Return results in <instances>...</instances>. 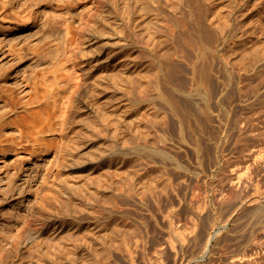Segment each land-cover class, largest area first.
I'll list each match as a JSON object with an SVG mask.
<instances>
[{
	"label": "rangeland",
	"instance_id": "1",
	"mask_svg": "<svg viewBox=\"0 0 264 264\" xmlns=\"http://www.w3.org/2000/svg\"><path fill=\"white\" fill-rule=\"evenodd\" d=\"M68 1L0 0L3 252L30 226L66 243H20L25 264H264V0H214L216 54L147 27L160 39L108 32L89 56L65 51L62 22L98 0ZM58 215L59 235L41 223Z\"/></svg>",
	"mask_w": 264,
	"mask_h": 264
},
{
	"label": "bare ground",
	"instance_id": "2",
	"mask_svg": "<svg viewBox=\"0 0 264 264\" xmlns=\"http://www.w3.org/2000/svg\"><path fill=\"white\" fill-rule=\"evenodd\" d=\"M63 1V0H62ZM75 0H69L66 5H65V8L66 6H69V7H76L79 0H76L75 3H73ZM65 3V2H63ZM214 4V0H98L97 4L95 5V7L93 8H90V11H87V10H82L83 12V16L81 17L82 18V21L80 22V24H76L75 22V19H76V14L78 16V14L82 13H76L74 12V15H71V19L67 18L65 16V20H63L62 22V25L65 26L64 30L66 31V33H64L66 35V38H63L62 39H65L63 41H65L66 43L64 44L66 47L67 50H65L66 52H69L71 51V53H74L76 55H87L89 56V53L92 51V49L88 48V46L86 47L85 49V46H83L84 43L86 42H90L92 40H94V42L96 41H100L106 33L109 32V41L112 42L113 44L116 42L114 41L116 38L120 37L122 38L121 40H126L127 43H134V42H139L141 43V41L146 42V39H152L155 37V39H158L159 37L156 38V35L157 34H154L152 32H150L148 30L147 27H155L156 28V32L159 34L158 31L161 30H164V31H168L167 34L168 35H173L175 36V39H176V36L178 35H183L184 37L187 36L185 34H188L187 37H189L190 41L189 43H187V41L189 39H187V41L184 39V42L185 44H190L192 43L191 41L192 40H195V38H198V41H201L202 43H204V41H206V46H204L203 44V49L206 50L209 46L207 45V43H212L213 40L215 39L212 38L210 35H209V32L211 33L210 30V27L208 28V26H211L213 24V20L212 19H209V18H205V15L208 14V11L212 8ZM64 7V6H63ZM69 10V8H67ZM66 9V11H67ZM72 10V9H70ZM7 9H3V12L0 11V21L3 22V23H12L11 21V17L6 13ZM86 11V12H85ZM72 13V11H67V13ZM76 13V14H75ZM66 15V13H65ZM80 16V15H79ZM88 16L87 20H85V17ZM64 17V16H63ZM208 17H209V14H208ZM79 18V17H78ZM80 18V19H81ZM58 19V18H57ZM56 19V20H57ZM209 19V20H208ZM59 21V19L57 20V22ZM52 26V29L56 28L57 27V24L53 23L51 24ZM149 25V26H148ZM60 26V25H59ZM165 27H169V28H166L167 30H165L164 28ZM60 28V27H59ZM154 28V29H155ZM212 29V28H211ZM151 30V29H150ZM153 31V30H151ZM164 31H161L162 33ZM161 33V34H162ZM171 33V34H170ZM52 34V33H51ZM160 34V35H161ZM218 34V33H217ZM54 35V33H53ZM53 35H50L51 37H53ZM108 35V34H107ZM113 35V36H112ZM159 35V36H160ZM219 35V34H218ZM216 35V36H218ZM165 36V35H164ZM172 36V37H173ZM178 36L176 41L178 42L179 40H181ZM181 36V37H183ZM61 37V36H60ZM170 37V36H169ZM183 37V38H184ZM219 37V36H218ZM115 38V39H114ZM162 38V37H161ZM166 38V36H165ZM164 38V39H165ZM168 38V36H167ZM166 38V39H167ZM179 38V40H178ZM186 38V37H185ZM54 39H56L54 37ZM160 39V38H159ZM165 39V40H166ZM174 39V40H175ZM211 39L212 42H211ZM217 39V38H216ZM215 39V40H216ZM220 39V38H219ZM59 40L61 41V38L57 39V41L55 43H58L57 44V47H56V51L59 53L60 52V43L62 45V42H59ZM162 40V39H161ZM160 40V41H161ZM218 40V39H217ZM149 41V40H148ZM183 41V39L181 40ZM159 42V40H158ZM184 42L182 43V47L184 46ZM223 42V41H222ZM220 42V43H222ZM194 43V42H193ZM197 43V42H195ZM199 43V42H198ZM219 43V42H218ZM219 43V44H220ZM179 44V43H177ZM181 44V43H180ZM179 44L180 48L178 47L177 45V48H179L182 52H183V49H181V45ZM186 44V45H187ZM200 44V43H199ZM213 44V43H212ZM91 45V43H90ZM186 45L184 46L186 48ZM191 45V44H190ZM188 45L190 48L192 46ZM193 45V44H192ZM202 45V44H201ZM187 46V48H188ZM213 46V45H212ZM183 47V48H184ZM197 48V47H195ZM202 48V47H200ZM176 49V48H175ZM178 49V50H179ZM189 49V48H188ZM191 49H194V48H191ZM190 49V50H191ZM214 49V48H213ZM219 49V47H218ZM96 50V49H94ZM100 50V49H99ZM186 50V49H185ZM211 50V49H210ZM112 51L113 50H108L107 52V55H113L112 54ZM189 51V50H188ZM187 51V52H188ZM208 51H209V48H208ZM207 51V53L209 54V52ZM218 50H216L217 52ZM96 53V51H94ZM93 52V53H94ZM99 52V51H98ZM167 52V50H166ZM185 52V51H184ZM212 52V51H211ZM210 52V53H211ZM215 53V51H213ZM212 52V53H213ZM165 53V52H164ZM163 53V54H164ZM168 53V52H167ZM166 53V54H167ZM205 53V52H204ZM166 54L164 55L165 57L168 58H171V53H168L169 55L166 56ZM216 54V53H215ZM214 54V55H215ZM212 56V54H210ZM208 55V59L211 60V56ZM203 56V55H202ZM223 58L224 55H222ZM199 57V55H198ZM207 57V56H206ZM202 58V57H201ZM205 58V57H204ZM222 58V57H221ZM222 58V59H223ZM227 58V57H226ZM225 58V59H226ZM207 59V58H206ZM215 59V58H214ZM221 59V60H222ZM199 60V58L197 59ZM195 60V61H197ZM201 60H204V59H201ZM224 60V59H223ZM205 61V60H204ZM209 61V60H208ZM226 61V60H225ZM201 61H199V64L198 65H202L200 64ZM191 63H193L191 61ZM203 63V62H202ZM206 63V62H205ZM204 63V64H205ZM210 63V61H209ZM209 63H207V70H208V66L210 65ZM212 63V61H211ZM229 63V62H228ZM194 66L193 68V75H196L200 72L201 70V67L196 65ZM175 65V64H173ZM176 68L177 70V67L178 65L176 64L175 66H173ZM203 67V66H202ZM174 70V68H172ZM200 69V70H199ZM206 69V68H204ZM203 69V70H204ZM176 70H174L176 72ZM205 71V70H204ZM256 71V70H255ZM173 72V71H171ZM208 72V71H207ZM259 72V71H258ZM262 72V70L260 71ZM259 72V73H260ZM203 74H205L206 72H202ZM201 73V74H202ZM255 73V72H254ZM257 73V72H256ZM255 73V74H256ZM257 73L258 75L257 76H261V74ZM263 73V72H262ZM200 74V73H199ZM198 74V75H199ZM201 74H200V77H201ZM202 74V75H203ZM208 74V73H206ZM247 74V73H246ZM243 75V74H242ZM244 76V75H243ZM248 76V75H247ZM247 76H244V77H247ZM259 76V77H260ZM262 76H264V74H262ZM196 77V76H195ZM200 77H198L200 79ZM249 78V77H247ZM246 78V79H247ZM194 79V78H193ZM196 79V78H195ZM245 79V78H244ZM246 79L243 80L242 78V83L243 81H245L244 83L246 84L247 86V82H246ZM262 79H264V77H262ZM261 79V80H262ZM241 81V79L239 80ZM199 82V81H198ZM196 83V82H195ZM201 84V83H199ZM241 84V83H240ZM243 84V85H245ZM245 86V87H246ZM228 87V86H227ZM241 87H243L241 85ZM80 97V95H78V98ZM109 148L110 147H114L115 146V143L113 141V143H111V145H107ZM82 159V157H80ZM252 200V199H251ZM254 201H257L258 198H254L253 199ZM253 202V201H252ZM65 214H68V213H65ZM59 216V215H58ZM64 216V215H62ZM61 215L58 217V219H50V220H41V223H46V225L48 226H51L54 225L57 227L55 229V231H58V235L62 232H64L69 224H70V221L66 218H60ZM73 220V219H72ZM71 220V221H72ZM35 224H39V222L36 221ZM45 225V226H46ZM58 225V226H57ZM38 226V225H37ZM40 226H43L42 224ZM37 228V227H36ZM39 228V226H38ZM44 228V227H43ZM51 228V227H50ZM52 229V228H51ZM48 231V230H47ZM53 232V231H52ZM45 231L42 230V228L40 227L39 229H36L34 231L33 228H31L30 226L28 227H25L24 228V231L21 232V237L19 238V240L16 242L18 243L17 246L14 244L15 249L16 250V255L18 257V259H14V258H10L8 257V255H6V252L4 250L3 252V249H4V244H3V249L2 247L0 246V264H25L26 260H32L34 258V254L33 252H35V249L34 251L30 250L28 252H30L29 254H26L25 253V250L22 249V247L20 246V243H66L63 242L61 240V238L63 237V235H59V236H55L53 238H48L46 236L42 237L44 235ZM55 233V232H54ZM57 233V232H56ZM71 232H69L70 234ZM68 234V233H67ZM66 234V235H67ZM68 234V235H69ZM76 234V233H75ZM67 235V237H68ZM72 235V234H71ZM77 235V234H76ZM75 235V236H76ZM46 237V239H45ZM74 237V235H73ZM73 237H70V238H73ZM77 237L79 238L80 236L77 235ZM48 238V239H47ZM76 238V237H74ZM77 238V239H78ZM64 239V238H63ZM2 240V239H1ZM68 240V239H67ZM74 240V239H73ZM79 240V239H78ZM76 240L75 241V245L76 242L78 241ZM3 241V240H2ZM1 241V242H2ZM0 242V243H1ZM68 242V241H67ZM80 242V240L78 241ZM173 243V241H171ZM209 242V241H208ZM4 243V242H2ZM69 243V242H68ZM87 243V242H86ZM74 245V246H75ZM19 246V247H18ZM72 247V248H75V251L74 252H77L76 248H79V247ZM18 247V248H17ZM59 247V246H58ZM81 247V246H80ZM63 248V247H62ZM84 248V247H83ZM95 248V247H94ZM1 249H2V252H1ZM64 249V248H63ZM96 249V248H95ZM13 250V249H12ZM59 251L58 252H62L60 251V249H58ZM68 250V248H67ZM66 248L64 249V251L66 252L65 256L68 254L67 252L69 250H71V248H69V250L67 251ZM73 250V249H72ZM71 250V251H72ZM81 250V249H80ZM83 250V249H82ZM81 250V251H82ZM87 250V249H86ZM98 250V248H97ZM96 250V251H97ZM85 251V250H84ZM83 251V252H84ZM92 251V250H90ZM94 251V250H93ZM13 252V251H12ZM27 252V253H28ZM57 252V251H55ZM64 252V253H65ZM73 252V251H72ZM70 253L71 255L74 253ZM88 252V251H87ZM14 253V252H13ZM36 253V252H35ZM78 253V252H77ZM82 253V252H80ZM95 253V251H94ZM8 254H11V251L10 253ZM57 254V253H56ZM84 253H82V257L86 256L85 254L83 255ZM59 255V253H58ZM79 254H77L78 256ZM12 256V255H11ZM55 256V255H54ZM75 256H76V253H75ZM76 256V257H77ZM67 257H70L69 254L67 255ZM81 257V256H80ZM241 257V256H240ZM244 257V256H242ZM60 258V257H59ZM65 259L64 257H61L60 259ZM73 261L74 257H70ZM73 258V259H72ZM243 259V258H242ZM55 260V258H54ZM59 260V259H57ZM57 260H55L57 262ZM68 260V259H67ZM66 260V262H67ZM78 260V259H76ZM34 261V260H33ZM64 261V260H63ZM69 261V260H68ZM75 261V260H74ZM240 261V260H239ZM60 262V261H58ZM65 263V261H64ZM73 263V262H72ZM70 264H71V261H70ZM75 264V263H74Z\"/></svg>",
	"mask_w": 264,
	"mask_h": 264
}]
</instances>
